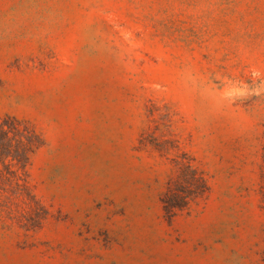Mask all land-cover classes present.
Wrapping results in <instances>:
<instances>
[{"label": "rangeland", "instance_id": "rangeland-1", "mask_svg": "<svg viewBox=\"0 0 264 264\" xmlns=\"http://www.w3.org/2000/svg\"><path fill=\"white\" fill-rule=\"evenodd\" d=\"M5 115L43 144L0 264H264V0H0ZM174 159L210 188L169 222Z\"/></svg>", "mask_w": 264, "mask_h": 264}, {"label": "trees", "instance_id": "trees-1", "mask_svg": "<svg viewBox=\"0 0 264 264\" xmlns=\"http://www.w3.org/2000/svg\"><path fill=\"white\" fill-rule=\"evenodd\" d=\"M43 144L42 136L27 120L15 115L0 119V198L4 201L26 199L35 203L28 184L27 167L32 154ZM261 205L264 208V146L262 147ZM177 174L170 178L161 195L164 216L172 222L193 202L209 190V182L203 170L190 160L174 159ZM37 223L40 221H36Z\"/></svg>", "mask_w": 264, "mask_h": 264}]
</instances>
